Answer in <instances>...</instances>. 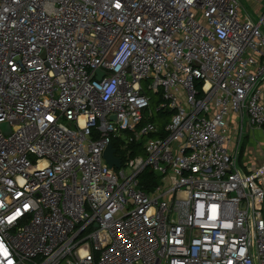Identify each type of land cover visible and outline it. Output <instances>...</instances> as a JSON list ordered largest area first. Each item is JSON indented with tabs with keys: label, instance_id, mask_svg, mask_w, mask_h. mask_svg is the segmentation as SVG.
<instances>
[{
	"label": "built area",
	"instance_id": "obj_1",
	"mask_svg": "<svg viewBox=\"0 0 264 264\" xmlns=\"http://www.w3.org/2000/svg\"><path fill=\"white\" fill-rule=\"evenodd\" d=\"M263 88L239 0H0V264H264Z\"/></svg>",
	"mask_w": 264,
	"mask_h": 264
},
{
	"label": "crops",
	"instance_id": "obj_2",
	"mask_svg": "<svg viewBox=\"0 0 264 264\" xmlns=\"http://www.w3.org/2000/svg\"><path fill=\"white\" fill-rule=\"evenodd\" d=\"M253 2L256 20L258 14L264 9V0H253ZM230 125H232V127L235 126L234 117H231ZM243 131L242 166L244 167V164L251 166L261 164L264 161L261 155V146L263 142L262 130L250 127L247 121L244 120Z\"/></svg>",
	"mask_w": 264,
	"mask_h": 264
},
{
	"label": "rangeland",
	"instance_id": "obj_3",
	"mask_svg": "<svg viewBox=\"0 0 264 264\" xmlns=\"http://www.w3.org/2000/svg\"><path fill=\"white\" fill-rule=\"evenodd\" d=\"M242 6V10L244 13H246L249 17H251L252 19H255L256 16L255 11L253 9V0H239ZM156 117L154 118V121H152L153 123L155 122ZM160 128H163V126H161ZM153 179V180H152ZM140 180L143 184V182L145 183V181H150L153 183L151 186V190L154 189V187L158 184V178L154 177V178H146L143 175L140 177Z\"/></svg>",
	"mask_w": 264,
	"mask_h": 264
},
{
	"label": "water",
	"instance_id": "obj_4",
	"mask_svg": "<svg viewBox=\"0 0 264 264\" xmlns=\"http://www.w3.org/2000/svg\"><path fill=\"white\" fill-rule=\"evenodd\" d=\"M101 78L100 73H98V79ZM110 119L115 120L116 117L112 116ZM2 129L5 130L6 125L2 124L1 125ZM8 131V129H6ZM115 150L112 148L111 145L107 146L106 150L104 151V159L108 166L110 168H120V160L114 156Z\"/></svg>",
	"mask_w": 264,
	"mask_h": 264
},
{
	"label": "trees",
	"instance_id": "obj_5",
	"mask_svg": "<svg viewBox=\"0 0 264 264\" xmlns=\"http://www.w3.org/2000/svg\"><path fill=\"white\" fill-rule=\"evenodd\" d=\"M155 101H156V97L154 96V97H152V104H154ZM154 118H155V117H152L151 120L154 121ZM155 120H157V118H156ZM155 122H156V121H155ZM139 152H140V150H139ZM143 176L146 177V178H154V177H156V176H154V174H151L148 170H146V171L143 173ZM152 180H153V179H152ZM144 189H145L146 191L149 190V189H147V188H144Z\"/></svg>",
	"mask_w": 264,
	"mask_h": 264
}]
</instances>
